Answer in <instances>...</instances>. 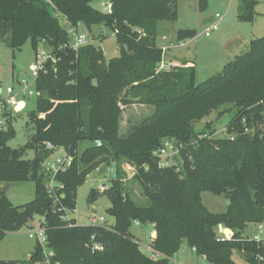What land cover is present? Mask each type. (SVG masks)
Returning a JSON list of instances; mask_svg holds the SVG:
<instances>
[{
    "label": "trees",
    "instance_id": "1",
    "mask_svg": "<svg viewBox=\"0 0 264 264\" xmlns=\"http://www.w3.org/2000/svg\"><path fill=\"white\" fill-rule=\"evenodd\" d=\"M96 1L0 0V21L10 28L8 46L20 50L30 40L37 53L38 44L44 43L56 59L46 63L35 82L39 96L30 117L36 128L31 141L12 149V118L6 128L0 127V242L40 217L47 244L36 243L29 264L44 263L45 250L53 252L52 264H169L183 245L206 256L210 264H236L235 254L259 264L264 245L243 233L250 224H264V37L253 39L250 51L222 73L197 85L193 61L158 72V25L176 16L168 1L109 0V13L96 9ZM254 5V0L241 1L242 21L253 22ZM61 18L73 27L110 29L120 55L106 61L93 44L78 52L69 49L70 36ZM196 35L195 30H179L177 42ZM134 104L154 107L155 115L121 135L122 106ZM226 105L236 114L225 135L197 141L194 124ZM165 139L189 145L181 150L183 169L159 168L155 151ZM86 142L92 145L79 154ZM47 144L73 157L70 168L57 176L63 185L58 203L42 173L43 163L54 153ZM29 150L33 159L24 158ZM124 161L136 170L132 180L141 186L149 206L135 201L119 167L112 185L89 198L92 204L100 196L108 199L114 225L79 226L75 219H62L75 211L78 188L93 170ZM29 180L35 182V199L14 206L3 187ZM203 192L224 195L226 212L208 210ZM137 221L154 225L152 246L165 258L152 260L143 253L130 232ZM220 225L233 232L231 240L219 241ZM97 235L107 242L99 249L93 244ZM0 264L22 263L0 259Z\"/></svg>",
    "mask_w": 264,
    "mask_h": 264
},
{
    "label": "rangeland",
    "instance_id": "2",
    "mask_svg": "<svg viewBox=\"0 0 264 264\" xmlns=\"http://www.w3.org/2000/svg\"><path fill=\"white\" fill-rule=\"evenodd\" d=\"M169 6H175L176 16L173 20L164 21L158 25L157 45H173L165 54V61H171L176 66L187 61H193L196 72V84H204L210 78L222 73L230 62H234L238 56H244L250 51V44L253 39L264 37V0H254L253 22H244L239 18L242 0H166ZM107 0H100L93 3V6L103 11L102 3ZM218 16V17H217ZM213 17L214 20L204 26L203 20ZM61 25L67 30L69 24L65 19H60ZM216 25V29L211 31L209 37L205 36L206 29ZM80 34L88 35L89 43L95 45L103 51L106 61H109L120 55V49L117 44V37L113 31L103 25H95L88 28L81 24L75 27ZM179 30H195L197 35L189 40L177 42V33ZM10 36V28L0 21V97L5 96L4 91L7 87L15 89L18 106L12 108V127L16 132L15 138L8 142L12 149H20L31 141L36 133L35 125L31 122V113L36 110L38 96H28L22 93L20 82L23 79L29 81L32 89L31 66L36 64L37 53L34 50L32 42L29 40L20 50H14L7 44ZM166 37V40L163 38ZM45 49L49 51L44 43L38 44V51ZM123 113L120 123V134H126L134 125L140 124L147 118L155 115V108L145 105L122 106ZM236 114V109L232 105H226L213 111L208 116L194 124L196 140L218 138L224 136L230 127ZM179 146L183 145L184 150L189 149V145L174 140ZM92 145L86 142L81 145L79 154L87 147ZM183 150V151H184ZM61 154V152H59ZM189 155V152L186 154ZM34 151L29 150L25 153V159H33ZM164 159L159 158V163ZM166 161L177 165L183 169V156L170 157ZM105 166V165H104ZM130 164L124 161L121 164L112 163L107 166V172L103 176L98 175V169L92 171L87 181L77 191V206L75 211H68L69 219H75L79 226L90 224V218L93 214L104 217L109 223L114 222V217L110 216L108 209L110 202L104 196H100L95 203H90L91 193L95 191L101 193L100 186L108 188L112 182L117 179L119 167L124 170L126 176L124 181L132 189L135 201L144 207L150 205V201L144 195L139 183L132 180L134 171L129 168ZM5 187V186H4ZM7 197L14 206H21L32 202L35 199V182L29 180L24 183H15L10 185L7 191ZM203 205L213 213L221 214L226 212L228 200L224 195H215L210 192L202 193ZM95 212V213H94ZM40 217H36L18 234H8L0 242V259L11 261L16 260L22 264H29L32 255L36 249V241L29 238L30 228H37L40 224ZM107 223V222H106ZM108 224V223H107ZM104 225V224H103ZM143 225V224H140ZM153 225V224H152ZM144 227H135L132 225L134 238H140L142 244L150 243L149 232L153 228L147 225ZM148 226V227H145ZM220 229V228H219ZM217 229L218 237L224 235ZM144 233L143 235L141 233ZM254 230L251 229L249 236H253ZM250 238V239H251ZM143 253L146 251L141 247ZM188 250L179 251L177 257L170 259L169 264H203L200 259L193 257L188 260ZM236 264H249L244 257L239 254L233 256ZM36 264H48L36 263ZM264 264V259L259 263Z\"/></svg>",
    "mask_w": 264,
    "mask_h": 264
},
{
    "label": "built area",
    "instance_id": "3",
    "mask_svg": "<svg viewBox=\"0 0 264 264\" xmlns=\"http://www.w3.org/2000/svg\"><path fill=\"white\" fill-rule=\"evenodd\" d=\"M103 11L106 13H109L112 9V4L110 1L106 3H102ZM218 17V16H217ZM214 20V18H213ZM216 29V25L210 26L206 29L205 36L209 37L211 34V31ZM68 35L70 36V42L67 45V47L75 52H78L80 48L90 44L89 43V37L85 34H80L79 31L76 30L75 27L69 26L67 29ZM166 40V37L163 38ZM181 44V43H180ZM173 45H163L159 47V49L162 51V61L159 64L158 72L161 71H170L172 70L176 65L172 63L171 61H165L164 57L165 54L170 50V48ZM36 64L31 66L32 71V84L35 87V82L38 77V74L40 72L46 71V63L51 60L53 63H56L55 57L52 56L50 51H46L44 48L42 50H39L37 52V58H36ZM20 87H22V93L28 94V96H39V93L32 89V85L27 81L26 79H23L20 82ZM5 96L0 97V127L6 128L7 121L9 118L12 117V108L18 106V100L17 95L15 92V89L13 87H7L4 91ZM47 149L54 151L53 155L47 159L43 165H42V173L46 179V189L50 196L54 199L55 202H59L62 195H58L57 192L63 189L62 183L57 181V176L60 173L66 172L73 162V157L69 155L64 149L55 148L51 144L46 145ZM183 149V145L180 144L177 146L176 142L173 139H165L162 143V145L155 151V155L160 158L164 159L163 162H160L158 164L159 168H166V167H172L177 166L175 164H171L168 161H166L170 157H176L178 155H181V150ZM61 152V154H59ZM129 168L133 171V167L130 165ZM99 171V169L97 170ZM133 176L136 174V171H134ZM103 186H100V190H104ZM64 221H68L69 218L66 215L62 218ZM90 224L91 225H107L106 219L102 216H98L97 214H93V216L90 218ZM133 225H140V223L134 222ZM257 232L252 236V238H248L251 241H254L258 245H264V224H256ZM28 235L30 239H33L36 241V243L40 244L41 246L45 247L47 244V236H46V230L42 226V224H39V227L37 228H30L28 231ZM233 237V233H225L223 236L219 237V241H229ZM93 237V244L95 249L102 248L101 244H97L94 242ZM154 239L151 238L150 243L147 245L141 246L145 251L146 255L152 259V260H159L162 258H165V256L154 249L152 246V242ZM195 250V249H194ZM54 254L52 251L45 250L44 251V257L45 262L48 264H52L51 259L53 258ZM205 260H207L206 256H202ZM263 260V257L259 256L258 261L259 263ZM59 264V263H55Z\"/></svg>",
    "mask_w": 264,
    "mask_h": 264
},
{
    "label": "crops",
    "instance_id": "4",
    "mask_svg": "<svg viewBox=\"0 0 264 264\" xmlns=\"http://www.w3.org/2000/svg\"><path fill=\"white\" fill-rule=\"evenodd\" d=\"M107 1H109V0H107ZM209 19V18H208ZM80 26V25H79ZM182 44V43H181ZM175 64V63H174ZM228 204H229V202H228ZM95 213V212H94ZM106 222L108 223V225H110V226H112V225H114V223H115V219H114V222L113 223H109L107 220H106ZM135 227H144L143 225H134ZM149 226H151L152 228H153V230H152V232H149V237H150V239L152 238V239H155L156 238V236H157V233H156V231H155V228H154V225H152V224H149ZM145 227H148V226H145ZM220 228V229H219ZM217 229H219L220 230V232L221 233H233L231 230H228V229H226V228H224L222 225H220V226H218L217 227ZM251 229H253L254 230V232H253V235L257 232V227H256V224H250V225H248L247 226V229L245 230V232L243 233V237H246V238H251V236H249V233H250V230ZM30 230V229H29ZM21 231H19V232H16V233H9V234H18V233H20ZM131 233H132V235H134L133 234V232H132V230L130 231ZM142 235L144 234L143 232L141 233ZM8 235V234H7ZM6 235V236H7ZM135 236V235H134ZM137 240L140 242V244H141V246H144V245H147V244H142V241L140 240V238L139 237H137ZM150 242V241H149ZM185 249H187L188 250V260L190 261L191 259H193V257H197L198 259H200L201 261H202V263L203 264H210L209 262H208V260H205L202 256H199L197 253H196V251L194 250V249H191V248H189L187 245H183L182 246V248H181V250L180 251H184ZM179 253V252H178ZM178 253L173 257V259L175 258V257H177V255H178ZM175 262V264H179V263H177L176 261H174Z\"/></svg>",
    "mask_w": 264,
    "mask_h": 264
},
{
    "label": "water",
    "instance_id": "5",
    "mask_svg": "<svg viewBox=\"0 0 264 264\" xmlns=\"http://www.w3.org/2000/svg\"><path fill=\"white\" fill-rule=\"evenodd\" d=\"M171 8H172V14H175L176 13V9H175V6L174 5H171ZM213 21V17H210L209 19H205L203 20V25L206 26L208 24H210L211 22ZM107 172V166H102L99 171H98V175L99 176H103L105 175ZM33 177H30V179H32ZM10 188V185H7L5 187H3L2 191L4 193H7V191L9 190ZM94 242L97 243V244H101V245H106L107 242L102 239L99 235H97L95 238H94Z\"/></svg>",
    "mask_w": 264,
    "mask_h": 264
}]
</instances>
